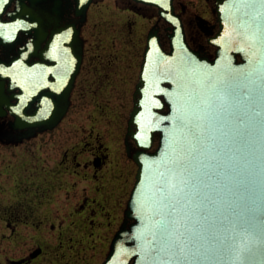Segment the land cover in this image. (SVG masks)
I'll return each instance as SVG.
<instances>
[{
	"label": "water",
	"instance_id": "obj_1",
	"mask_svg": "<svg viewBox=\"0 0 264 264\" xmlns=\"http://www.w3.org/2000/svg\"><path fill=\"white\" fill-rule=\"evenodd\" d=\"M77 1L84 15L93 0ZM135 1L173 25L171 50L149 33L129 120L143 150L132 156L136 182L102 264H264V0L217 1L214 59L189 45L174 0ZM26 121L20 127L35 123Z\"/></svg>",
	"mask_w": 264,
	"mask_h": 264
},
{
	"label": "rangeland",
	"instance_id": "obj_2",
	"mask_svg": "<svg viewBox=\"0 0 264 264\" xmlns=\"http://www.w3.org/2000/svg\"><path fill=\"white\" fill-rule=\"evenodd\" d=\"M186 3L208 10L205 0ZM128 4L92 6L82 79L59 131L17 146L0 143V264H102L110 251L136 181L124 135L155 21L151 10L137 14ZM96 153L108 155L98 176ZM39 247L43 253L32 257Z\"/></svg>",
	"mask_w": 264,
	"mask_h": 264
},
{
	"label": "flooded vegetation",
	"instance_id": "obj_3",
	"mask_svg": "<svg viewBox=\"0 0 264 264\" xmlns=\"http://www.w3.org/2000/svg\"><path fill=\"white\" fill-rule=\"evenodd\" d=\"M20 1L10 0L0 10V24H6L0 25V143L16 146L59 131V126L71 112L86 59L84 29L90 19L92 6L100 0H93L84 15L77 0H24L23 5ZM127 1L128 10L141 15L151 10V16L155 19L146 35L138 79L132 94L133 104L124 135L126 155L134 161L133 154L143 148L130 134L129 120L135 108L136 89L140 81L148 35L151 31L158 32L163 47L170 51L173 25L160 16L157 7L137 3L135 0ZM217 1L205 0L208 8L205 12L191 9L186 0L173 1L175 12L183 21L187 42L201 55L211 59L216 57L218 51L213 43L220 31ZM19 12L16 22L15 15ZM137 97L140 98L139 95ZM161 98L165 101L164 96ZM159 111L167 113L169 106L165 104ZM51 118L59 119L54 126L51 122H35L47 119L51 121ZM26 120L36 124L20 127ZM132 131H138L136 126L132 125ZM159 142L160 134L155 133L149 151L156 150ZM68 156L67 153L66 158ZM107 156L106 153L95 154L92 160L95 176H98L99 169L107 162ZM77 164L83 165L80 161ZM85 167H89V163ZM29 261L14 260V263L24 264Z\"/></svg>",
	"mask_w": 264,
	"mask_h": 264
},
{
	"label": "snow or ice",
	"instance_id": "obj_4",
	"mask_svg": "<svg viewBox=\"0 0 264 264\" xmlns=\"http://www.w3.org/2000/svg\"><path fill=\"white\" fill-rule=\"evenodd\" d=\"M246 100V97H241L240 98V104L241 105H243V103H244V101ZM173 224L175 223V221H173L172 222ZM164 233H165V235H164V239L167 241V240H169V233H170V229L167 227V226H165V229H164ZM173 244H174V246L175 247H177V248H182V246H183V241H180V240H175V241H171Z\"/></svg>",
	"mask_w": 264,
	"mask_h": 264
},
{
	"label": "bare ground",
	"instance_id": "obj_5",
	"mask_svg": "<svg viewBox=\"0 0 264 264\" xmlns=\"http://www.w3.org/2000/svg\"><path fill=\"white\" fill-rule=\"evenodd\" d=\"M137 3H141V2H137ZM142 4H144V3H142ZM146 5V4H145ZM148 6H152V7H155V6H153V5H148Z\"/></svg>",
	"mask_w": 264,
	"mask_h": 264
}]
</instances>
